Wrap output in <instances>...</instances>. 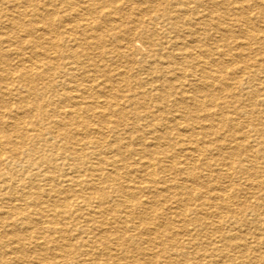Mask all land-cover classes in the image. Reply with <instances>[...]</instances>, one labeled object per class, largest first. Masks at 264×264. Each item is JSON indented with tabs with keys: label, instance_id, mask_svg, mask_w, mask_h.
<instances>
[{
	"label": "bare ground",
	"instance_id": "obj_1",
	"mask_svg": "<svg viewBox=\"0 0 264 264\" xmlns=\"http://www.w3.org/2000/svg\"><path fill=\"white\" fill-rule=\"evenodd\" d=\"M55 1L61 8L56 9L61 14L59 23L64 22L68 42H73L68 46L57 42L58 55L65 62L52 61L48 55L46 45L54 47L55 42L48 27L52 14H47L46 0H0V264H26L23 244L43 246L38 244L40 236L46 241L44 250H49V244L58 245L60 257H73L74 264L82 257L96 260L94 251L87 249L96 243H101L105 257L110 255L112 240L119 242L121 255L130 264H144L151 255L142 244H155L152 236L158 235L165 237V247H181L179 261L164 251L166 264H186L187 246L197 238L187 232L188 225L209 231L208 252H197L193 264L214 256L224 260H209L210 264H264V260H244L248 238L236 231L238 227L253 229L255 248L264 245L260 243L264 242V166L256 165L257 159H264V94L258 88V83L264 85L258 80L264 75V0H145L147 6L136 10L131 7L136 0L132 4L126 1L128 9L119 7L125 4L119 0ZM80 3L84 11L73 14L84 21L77 33L72 20L65 23L70 13L62 4H73L69 6L73 8ZM212 33L218 35L213 41ZM106 35L115 45L92 55V50L105 44L101 45ZM135 39L147 48L143 47L146 57L140 56L138 61L140 66L146 65L147 77L137 80L122 72L119 82L113 80L105 66L114 67L110 65L114 56H132ZM78 40L82 43L76 44ZM251 54L255 57H249ZM103 57H110L109 64L102 65ZM90 68L93 70L87 75ZM95 73L102 84L94 82ZM78 77L94 85H83ZM70 83L76 86L70 87ZM174 83L180 84L177 97L171 93ZM216 83L222 84L220 92ZM99 85L103 91L118 89L121 95H108L109 102L101 103L94 90ZM182 86L188 90H180ZM80 92L90 99L88 110L98 113L97 129L82 119L84 95ZM152 100L154 111L142 114L139 109ZM247 108L257 118L238 122L249 113H245ZM126 113L136 121L125 122V131L119 133L117 122L123 123ZM226 114L228 119L223 118ZM150 116L154 124L136 123ZM110 119L117 121L112 125ZM249 128L257 145L254 148ZM174 130L182 133V139L177 136L181 148L168 161L158 157L157 148L151 151L150 144L139 143L138 134L144 133L156 143L173 141ZM104 131L112 134L113 141L97 137ZM212 135L222 138L207 141ZM135 156L137 161H127ZM230 176L243 180L237 185L233 179L238 189L231 193L226 186ZM244 189L254 199L249 204L246 196L241 197ZM80 209L90 214L81 227L79 216H74ZM154 214L161 215L159 225L152 223ZM201 214H210L215 220L202 219ZM173 222L180 228L173 230L174 235L169 233ZM78 228L83 229L74 233ZM235 248L243 252L240 260H225L233 259L229 252ZM130 249L137 257L131 256ZM9 255L15 257L10 260ZM36 264L50 263L38 260Z\"/></svg>",
	"mask_w": 264,
	"mask_h": 264
},
{
	"label": "rangeland",
	"instance_id": "obj_2",
	"mask_svg": "<svg viewBox=\"0 0 264 264\" xmlns=\"http://www.w3.org/2000/svg\"><path fill=\"white\" fill-rule=\"evenodd\" d=\"M20 1H23V0H20ZM48 1V2H47ZM86 1V0H85ZM120 1V3H125L123 6H120L119 5V7H121V8H125V9H128V7L126 8V1H128V2H130L131 4H132V2L134 1V0H119ZM139 0H136V1H134L133 2V6L131 5V7H133V9L132 10H136V9H138L137 7H139L140 9H143V8H145L146 6H147V3L145 2V0L144 1H139ZM137 2V3H136ZM141 2V3H140ZM96 3V2H95ZM119 3V4H120ZM146 3V4H145ZM46 8H47V10H50L49 12H47V14L48 13H51L52 15H54V16H52L51 15V19H52V22L50 23L51 24V26H48L49 27V29L51 30V32L53 33H51V36H52V38L54 39V42H55V46L53 47V46H49V45H46V48L48 49L49 48V50H48V52L50 51V53H48V55H49V57H51V59L53 58H57V60L56 59H54V61L56 62V61H61V62H65V60H62V58H60V56L58 55L59 54V50H58V48H56L57 47V45L59 46V44H60V46H61V41H62V43L63 44H66L67 46L68 45H71V44H73V42L71 43V44H69V42H68V38H67V35H65V31H64V29L63 28H65V27H62L64 24V22L62 23V21H61V23H59V21H60V18H61V16H59V15H61L60 13H58L57 12V7H58V11H59V9H61L60 8V6H59V3L57 2V1H55V0H46ZM56 4H58V5H56ZM75 4H77V2H75ZM136 4V5H135ZM140 4V5H139ZM56 5V6H55ZM82 5L83 4H79V5H74L75 7H73V8H70L71 6H73V4L72 5H69V4H62V6H63V10L67 13V14H69V15H67L68 16V19L66 20V24H68L67 22H69L70 23V21H71V23L70 24H72V27L74 26L75 27V32H77V33H79L80 32V30H81V28H82V26H83V22L84 21H80V20H82L81 18H80V20H79V18L78 19H76L77 18V16L75 17L74 15H80V13L78 14V12H81V10H83L84 11V8L82 7ZM128 5H129V3H128ZM20 6H23L22 5V3H21V5ZM53 8H51V7ZM70 6V7H69ZM48 7H50V8H48ZM95 7H97V5L95 6ZM22 8L23 7H21L20 9L22 10ZM55 8V9H54ZM135 8V9H134ZM72 9H74V10H72ZM52 10V11H51ZM70 10V11H69ZM76 10V11H75ZM77 10H79V11H77ZM54 14H53V13ZM58 13V14H57ZM65 13V14H66ZM74 14V15H73ZM111 15H113L112 13H111ZM67 16H66V18H67ZM73 16V17H72ZM30 17V16H29ZM114 19H118L117 18V16L114 14L113 16H112ZM74 18V19H73ZM56 19H58V20H56ZM145 19V18H144ZM65 20V19H64ZM58 21V22H57ZM77 21V22H76ZM56 22V23H55ZM116 24H118V21L117 22H115ZM115 23H114V25H115ZM49 24V25H50ZM61 24V25H60ZM53 25V26H52ZM78 27H77V26ZM55 26V28H53ZM60 26V27H59ZM251 27H257V24H251L250 25ZM58 27V28H57ZM62 27V28H61ZM61 28V29H60ZM78 28H80V29H78ZM160 29V27L159 26H157V28H156V30H159ZM184 29V31L186 30V28H183ZM63 31H64V33H63ZM58 32V33H57ZM207 32H209V31H207L206 30V33L205 34H207ZM63 35V36H62ZM65 35V36H64ZM212 41H213V39H217V34H213L212 33ZM106 36H108V35H106ZM171 37L173 36V35H170ZM234 37L235 38H238V39H241V38H239L240 36H238V34H234ZM63 39H64V41H63ZM109 39V40H108ZM58 40V41H57ZM230 41H231V39H229ZM228 40V42L227 43H229L230 41ZM107 41V42H106ZM147 41V40H146ZM167 41V40H166ZM212 41H210V42H212ZM59 44H58V43ZM67 42V43H66ZM112 42V43H111ZM142 42H145L144 40L142 41ZM162 42H164L165 43V40L163 39L162 40ZM184 42H187V43H189L188 41H185L184 40ZM79 43H82V41H80V40H78V41H76V44H79ZM103 43H105L104 45H103ZM106 43H108V44H106ZM111 44V45H110ZM66 45H62V46H65L66 47ZM101 45H103V46H100V47H98L97 49H96V51L94 50H92V52H94V53H92V55H95V54H97L98 52H100V50L101 51H106V50H111L112 49V47L115 45V43H114V40L113 39H110L109 38V36L108 37H106V38H104V42L102 41V43H101ZM110 45V46H109ZM133 45H134V53H132L133 55L132 56H125V57H122V56H118V57H116V56H114V61H112V62H110V65H114V67H112V69L111 68H109V66H105V68H104V70H106V71H108V73L114 78H112L113 80H117L118 82H119V80L122 78L119 74L121 73L122 74V72H123V75H126V76H129L130 75V77L132 76L133 78H136L137 80L138 79H145L146 77H147V73H146V71L148 72V69H146L145 68V66L146 65H144V66H140L139 64H138V61H140V59L139 58H141L140 56H142V58H145L146 57V53H147V48H146V46L144 45H142V43L141 42H139V41H136V39L133 41ZM109 46V47H108ZM146 48V49H144V48ZM100 48V49H99ZM139 50H138V49ZM105 49V50H104ZM136 49V50H135ZM97 50H99V51H97ZM144 51V52H142V51ZM51 51H52V53H51ZM56 51V52H55ZM24 52H27L26 50L24 51ZM54 52H55V54H54ZM143 53H145L144 55H143ZM247 54H248V52H246ZM138 54V55H137ZM54 55V56H53ZM252 56H249V57H255L253 54H251ZM136 56V57H135ZM215 57L216 56H218V55H214ZM121 57V58H120ZM97 58V57H96ZM128 58H130V59H128ZM53 59H52V61H53ZM59 59V60H58ZM103 60H102V65H105V63H107L108 61H110L111 59H110V57H103L102 58ZM108 59V60H107ZM124 59H125V61H124ZM259 59H262L261 57L259 58ZM101 60V59H100ZM107 60V61H106ZM131 60V61H130ZM146 60H149L148 58H146ZM105 61V62H104ZM127 61H129V62H127ZM60 62V63H61ZM119 63V64H118ZM131 63V64H130ZM107 64H109V62L107 63ZM123 64V65H122ZM101 65V64H100ZM54 66V65H53ZM52 66V67H53ZM119 66V67H118ZM123 68V69H122ZM146 70H145V69ZM121 69V70H120ZM138 69V70H137ZM140 69V70H139ZM143 69V70H142ZM52 70H54V69H52ZM93 70V68H90V69H87V75L90 73V71H92ZM111 70H113V74H112V71ZM132 70V71H131ZM229 70V69H228ZM117 71V72H116ZM127 71H128V73H127ZM111 72V73H110ZM140 72V73H139ZM51 73L53 74L54 73V71H52V72H50V75H51ZM138 73V74H137ZM144 73V74H143ZM55 74H56V72H55ZM76 74H80V72L78 71V73L76 72ZM115 74V75H114ZM129 74V75H128ZM146 74V75H145ZM91 75V74H90ZM94 75V74H93ZM119 75V76H118ZM138 75V76H137ZM95 76H97V77H95ZM125 76V77H126ZM262 76H264V75H261V76H259V78H258V80H261L262 82L264 81V77H262ZM54 77H55V75H54ZM100 77V75H99V73H95V75H94V82H95V80H97L96 82L98 83V84H102V82H103V80L101 79V77ZM121 77V78H120ZM124 77V76H123ZM145 77V78H144ZM172 77V76H171ZM56 78H57V80H58V76L56 75V77H55V80H56ZM79 78V77H78ZM99 78V79H98ZM261 78V79H260ZM103 79H105V77L103 78ZM112 80V81H113ZM123 80V79H122ZM99 81V82H98ZM77 82H83L82 84L83 85H86V84H89V85H94L92 82H89V80L87 81V79L86 78H79V80L77 81ZM76 82V83H77ZM84 83H86V84H84ZM114 83V82H113ZM73 83H70L69 84V86L70 87H72L73 85H75V84H73ZM78 84V83H77ZM80 84V83H79ZM78 84V85H79ZM182 84H185V81H183V83ZM259 85H258V88H260V91L262 92L261 94L263 95L264 94V90H263V88H264V85H260V83H258ZM97 85V84H96ZM95 85V86H96ZM130 85V84H129ZM174 85V86H173ZM58 86V85H57ZM68 86V87H69ZM76 86V85H75ZM172 86L174 87V91H171V93H173V95L174 96H178V91H179V86H180V84L179 83H174V84H172ZM216 88H217V90H218V88H219V92L221 91L220 89L222 88L221 86H222V84H219V83H216ZM100 85H99V87H94V90H95V95H96V98H98V97H100V98H98V100L100 99V102L101 103H105L106 101H108L109 102V98H107V96L108 95H112V96H114V98L115 97H118V96H120L121 94V92L117 89L116 91L115 90H113V91H103V90H101L100 89ZM183 88H181L180 90H188V88L186 87V86H182ZM184 87H186V88H184ZM263 87V88H262ZM60 87H58V89H59ZM177 88V89H176ZM244 89H246V85L243 87ZM143 91H145V89H142ZM186 90V91H187ZM263 90V91H262ZM98 93H97V92ZM234 91V90H233ZM62 93V92H64L63 90L61 91V90H59V93ZM82 92H80V94H81ZM101 95H100V94ZM83 94V93H82ZM89 94H91V95H93V97H95V95L93 94V93H91V92H89ZM102 94H104V95H102ZM84 96H83V100L81 101L82 102V104L80 105V108L82 109L81 110V112H83L82 113V119H83V121L86 123V124H88L89 126H91L92 128L94 127V128H96L97 129V127H99V124H97L98 123V119H97V117H98V113L97 112H95L94 110H92V109H89L88 110V108L86 107L87 106V104H88V101H90V99L89 100H86V98H88L87 97V95L86 94H83ZM99 95V96H98ZM264 96V95H263ZM263 96L262 97H260V98H263ZM85 99V100H84ZM104 99V100H103ZM106 99V100H105ZM113 102V101H112ZM86 103V104H85ZM156 104H158L159 106H161V107H164L165 106V104H163V102H161L160 103V101H156ZM13 105L14 104H9V106H12L13 107ZM153 105H154V101L152 100V101H150L149 102V104L148 105H146V106H144L143 107V109L142 108H140L139 109V111L140 112H142V114L144 113V114H146L147 112H148V109L151 111V112H153L154 110L152 109L153 108ZM14 107H15V105H14ZM87 109V110H86ZM105 109L107 110V106L105 107ZM145 109V110H144ZM147 109V110H146ZM143 110V111H142ZM244 110V109H243ZM230 111L232 112L233 111V109L232 108H230ZM246 112H249L248 114L246 113ZM245 113H246V116H245V114L244 115H242V117L243 118H240V119H237V121L238 122H240V121H243L244 119H246L247 117H254V118H257L256 116V114H252L251 112H250V109H246L245 110ZM94 114V115H93ZM97 114V115H96ZM129 114V115H128ZM91 115H93V116H91ZM128 115V116H127ZM131 114L130 113H126V116H125V118H127V119H125L124 120V122L123 123H119V122H117V124L119 125V127H118V131H119V133H123L122 131H125V122H127V123H132L133 121H134V117L133 116H130ZM228 115V116H227ZM262 116V121H264L263 119H264V114H262L261 115ZM86 117V118H85ZM132 117V118H131ZM151 117V116H150ZM150 117H147V118H145V119H141V120H139L138 122H136L139 126H142V125H145L146 123L147 124H149V122H150V124H154L155 122L152 120V117L150 118ZM228 117H229V114H226V117H223V118H225V119H228ZM131 120H130V119ZM129 119V120H128ZM243 119V120H242ZM86 120V121H85ZM90 120V122H87V121H89ZM111 121L110 122H112V125L113 124H115L116 123V121L117 120H115V119H110ZM128 120V121H127ZM143 120V121H142ZM97 121V122H96ZM135 121H136V119H135ZM134 121V122H135ZM152 121V122H151ZM115 122V123H114ZM202 123H205L204 121H201ZM95 124V125H94ZM116 124V125H117ZM146 124V125H147ZM109 125H111L110 123H109ZM108 125V126H109ZM120 125H121V127H120ZM249 130H250V135H249V137H250V139H249V142H252L253 141V136H254V134H253V130H251L250 128H249ZM121 131V132H120ZM157 131H159L158 129H157ZM174 133H173V135H174V139H173V141H172V139L171 140H169V141H161V142H157L156 143V141H154V140H152L151 139V137L152 136H150V135H145V133H144V135L142 134V136H140L139 134H138V137H139V143H141L140 145H152V146H150L149 145V148H148V150H151V149H158L161 153H160V155H158V157L161 159V158H164V160L165 161H168V159H167V157L169 158L170 157V155L172 156V153L174 154L175 152V154L174 155H176L177 154V152H179V150H180V145H178V144H180V140L177 138V136L178 135H181L182 133L181 132H175V130L173 131ZM249 132V131H248ZM249 134V133H248ZM109 137H108V136ZM102 136V137H101ZM175 136H176V138H175ZM236 137H239V135H235ZM97 137H100V138H105L106 137V140H110V141H113V139H114V137L112 136V134L111 133H109L108 131H104L101 135H97ZM142 137H144V138H142ZM179 137V136H178ZM181 138L180 139H182V135L180 136ZM262 137H264V131H263V136ZM211 139H209V140H207V141H217V139L219 138V139H221L220 138V136H218V138H217V136L216 135H212V137H210ZM149 139H151L150 141H149ZM213 139V140H212ZM218 139V140H219ZM154 141V142H153ZM175 141V142H174ZM171 142V143H170ZM163 143V144H162ZM164 143H167V145L165 144V146H164ZM170 145H169V144ZM227 143H229V142H227ZM253 143V142H252ZM156 144V145H155ZM251 144V143H250ZM144 145V146H145ZM163 145V146H162ZM169 145V146H168ZM177 145V146H176ZM202 145V144H201ZM232 145H234V144H232ZM251 145H253V148L254 147H256L257 145H256V143L254 144H251ZM155 146V147H154ZM159 146V147H158ZM204 146H206V145H204ZM229 146V145H228ZM137 149L138 148H140V146H135ZM148 147V146H147ZM173 149H172V148ZM226 147H227V145H226ZM142 148V147H141ZM151 148V149H150ZM170 148H171V150H170ZM162 150V151H161ZM178 150V151H177ZM230 150V149H229ZM229 150H227V151H229ZM152 151V150H151ZM162 152H163V154H162ZM166 152V153H165ZM167 152H171L170 154H168ZM166 154H168V155H166ZM162 155V156H161ZM173 155V156H174ZM164 156V157H163ZM136 157V158H135ZM135 157H132L131 159L129 158L127 161L128 162H130V163H132V162H134V161H137V157L138 156H135ZM240 159L242 160V159H244V157H240ZM249 159V158H248ZM244 161V160H243ZM260 161V162H259ZM258 162V163H257ZM257 162H256V165H258L259 167L261 166H264V165H262V163L264 162V159H257ZM167 163V162H166ZM243 164H245V165H248V163L247 162H245L244 161V163ZM197 168V167H196ZM20 168H17V170H19ZM196 172H197V174H200V171H198V169H196L195 170ZM159 177H160V175H158ZM236 180V182H237V185L238 184H242V179L241 178H233V177H231L230 176V178L226 181V186L228 187V191H230V193L233 191V189L234 190H236V189H238V186H236V182L234 181V180ZM241 181V182H240ZM38 182V184H40V185H43V182L41 183V181H37ZM180 182H181V179H180ZM186 185L187 186H189L190 185V183H186ZM47 188V187H46ZM231 188V189H230ZM242 189V188H241ZM245 190V189H244ZM247 190V189H246ZM243 191V193L241 194L242 196L241 197H243V196H246V198L245 197H243L244 198V200H247L248 202V204H249V202H252V201H254V199L253 198H250L248 195H246V194H248V191ZM173 191V190H172ZM246 193V194H245ZM261 193V192H260ZM260 193H259V195H260ZM142 194L143 195H146V193L144 192H142ZM240 197V198H241ZM75 200V198L71 201V203L73 204V201ZM111 200V199H110ZM241 200V199H240ZM161 202H162V200H161ZM166 204H169V203H166ZM87 210H85V209H80L79 211H77L76 213H75V215L74 216H79V218H78V222H79V226L81 227L82 225H84V219L86 218H88L89 217V213L88 212H86ZM83 212V213H82ZM167 213V212H166ZM87 214V215H86ZM211 214H214V212L212 211L211 212ZM73 215V214H72ZM168 215H170V214H168ZM157 216V217H156ZM106 219H109L111 216H109V215H105L104 216ZM169 217V216H168ZM191 217V215H189V218ZM200 217L203 219L204 217L208 220V221H214L215 220V218H213L212 216H210V214H206V215H203V214H201L200 215ZM248 218H250V217H248ZM154 222H152V223H155L156 225H159V223L161 222V220H162V218H161V215H156V214H154ZM83 223V224H82ZM99 225V224H98ZM97 224L95 225V226H98ZM177 223L176 222H173V226H172V230H170V234H175L176 232H174L173 230L174 229H180L179 227H177ZM149 226H151V224H149ZM151 227H153V225L151 226ZM84 228V227H83ZM83 228H78L77 229V231H74V233H79ZM187 232H189V233H191V235L193 236L194 234H197V238L195 239V240H193V241H188V242H190V244L187 246V250H188V252H189V259H187V260H189L186 264H193V261L194 260H196V259H193V258H195V257H197V254H199V253H197V252H208L207 251V249H208V247H207V233L206 232H209V231H205V230H203V232L201 231V229L200 228H194L193 226H191V225H188L187 227ZM171 231L173 232V233H171ZM190 231H192V232H190ZM236 231L241 235V236H243V237H245V238H248V240H247V245H246V249H245V253H243V252H241L242 250H239V249H237V248H235V249H232L230 252H229V254H230V256H231V258H233V259H225V260H236V258H237V260H240V259H238L239 258V256H241V255H243L244 256V260H264V245H262L261 247L260 246H258V248H255V245L253 244L254 242H256V239L255 238H253L252 236H253V234L255 233V231L253 230V229H250V230H248L246 227H243V228H239L238 227V229H236ZM251 232V234H248V232ZM119 235V234H118ZM172 235V236H173ZM85 237V236H84ZM152 238L154 239V241H155V244H145V243H143L142 244V246H143V250H144V252H146L147 254H150L151 255V257H150V259H148L146 262L145 261H143L142 260V258L140 259V260H142V262L141 263H144V264H166V260H165V258H164V256H165V252H167L168 254H170V256L173 258V259H176V260H178L179 261V259L181 260V258H179V249H181V247H179V248H176V249H173V248H171V247H165V245L164 244H166L165 242H164V236H161V235H158L157 236V238H155V236H152ZM180 239L182 238V239H185V240H187V239H189V237L188 238H186V237H179ZM181 239V240H182ZM250 239V240H249ZM40 242L38 243V244H42V243H46V241H45V238H43L42 236H40V240H39ZM162 242H164L163 244H162ZM186 242V241H185ZM251 242H252V244H251ZM158 243H159V245H158ZM160 243L163 245H160ZM260 243H264V242H260ZM43 244V246H46V245H44ZM72 244H74V242H72ZM192 244H194V246H192ZM27 245V246H26ZM112 245V246H111ZM147 245V246H146ZM43 246H36L35 248H33V247H30L29 245H28V243H24L23 244V255L22 256H24V258H25V260H27V263L26 264H36V263H38V260H46V262H48V263H50V264H57V262H58V264H74L72 261L73 260H75L73 257H60L61 255H62V251L60 250V249H57V247H58V245H55V244H49L48 245V248H49V250L46 248V250H44L45 248L43 247ZM101 243H96V246L95 245H92V247H91V245H90V247H88L87 249H89V250H93L94 251V253L96 254V257H97V261L95 260V258L93 259V258H84V257H82V258H80L79 260H78V262H77V264H97V263H100V264H103V263H105V262H108V263H114L115 262V264H130V262H129V259H126V258H124L122 255H121V252H120V244H119V242L118 241H116V240H112V242L110 243V255H108L107 256V254H105L106 255V257L104 256V254H102V252H101ZM115 246V247H114ZM147 247V248H145V247ZM160 246V247H159ZM199 246V248L198 249H196L197 247ZM27 247V248H26ZM51 247V248H50ZM32 248V249H31ZM43 248V249H42ZM92 248V249H91ZM255 248V249H254ZM262 248V249H261ZM55 249H57V250H55ZM151 249V250H150ZM200 249H202V250H200ZM248 249V250H247ZM30 250V251H29ZM41 250V251H40ZM112 250H115V251H113L112 252ZM133 249H130V251H131V256H135V257H137V255H136V252H134V251H132ZM149 250H150V252H149ZM154 250V251H153ZM249 250H250V253H249ZM257 250V251H256ZM165 251V252H164ZM133 252V253H132ZM194 252V253H193ZM33 253V254H32ZM74 253V252H73ZM73 253H72V255H73ZM159 253V254H158ZM243 253V254H242ZM102 254V255H101ZM116 254V255H115ZM133 254V255H132ZM154 254V255H153ZM201 254V253H200ZM206 255L207 254H209V253H205ZM112 255V256H111ZM177 255V256H176ZM38 256V257H37ZM43 256V257H42ZM111 256V257H110ZM115 256V257H114ZM118 256V258L117 259H115L116 257ZM14 258L15 256L14 255H9V259L10 260H12L11 258ZM42 257V258H41ZM46 257V258H45ZM155 257V258H154ZM177 257V258H176ZM246 257V258H245ZM29 258V259H28ZM152 258H153V260H152ZM253 258V259H252ZM262 258V259H261ZM33 259H35V260H33ZM1 260V259H0ZM30 260V263L28 262ZM84 260V261H83ZM122 260V261H121ZM150 260V261H149ZM209 260H224V259H220V257H217V256H214L212 259H210V258H205L204 260H200V261H195V262H197V264H210V262L211 261H209ZM77 261V260H76ZM88 261H90V262H88ZM105 261V262H104ZM86 262V263H85ZM94 262V263H93ZM116 262H118V263H116ZM19 263H21V261L19 262ZM18 263V264H19ZM22 264V263H21ZM227 264H230V263H228L227 262ZM235 264H237V263H235Z\"/></svg>",
	"mask_w": 264,
	"mask_h": 264
}]
</instances>
